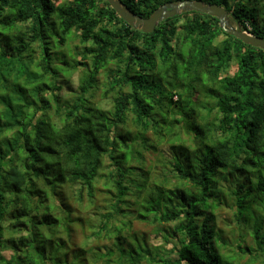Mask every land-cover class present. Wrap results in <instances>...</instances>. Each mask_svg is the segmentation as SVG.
Returning a JSON list of instances; mask_svg holds the SVG:
<instances>
[{
    "label": "trees",
    "instance_id": "1",
    "mask_svg": "<svg viewBox=\"0 0 264 264\" xmlns=\"http://www.w3.org/2000/svg\"><path fill=\"white\" fill-rule=\"evenodd\" d=\"M120 1L142 18L169 3L215 4L241 32L264 39V0ZM73 33L84 45L82 61L58 56L85 71L75 98L61 105L55 92L65 70L55 51ZM102 74L108 110L94 102ZM179 124L194 146L173 134ZM151 130L173 134L170 170L152 186L144 171V151L157 149L147 138ZM102 159L110 163L107 174ZM102 180L111 200L97 206L98 219L76 215L95 206ZM249 197L264 202L263 50L194 11L145 34L104 0H0V264H90L91 253L100 264H239L245 254L226 255L216 245V212L229 198L236 216ZM135 213L172 246L153 247L129 232ZM255 217L251 237L264 264V211ZM86 226L91 238L112 243L75 248L74 234Z\"/></svg>",
    "mask_w": 264,
    "mask_h": 264
},
{
    "label": "rangeland",
    "instance_id": "2",
    "mask_svg": "<svg viewBox=\"0 0 264 264\" xmlns=\"http://www.w3.org/2000/svg\"><path fill=\"white\" fill-rule=\"evenodd\" d=\"M56 6H60L62 4L68 3L72 0H53ZM228 22L232 28H235L239 30V26L228 16ZM240 31V30H239ZM37 45V44H36ZM84 45L81 44L80 39L78 37V34L73 33L72 36L68 38V42L63 48H59L58 51L56 50L55 54L58 56L62 53L65 57L69 59L70 62L72 60H78L82 61L80 57V52L83 50ZM35 51V49H33ZM56 55H54L56 57ZM36 59H40V54L37 53L35 56ZM57 65L59 68H64L65 72H58V85L61 86L60 91H56L55 93L60 96L61 99V105L64 104V102L72 101L75 96L77 95L76 91L78 90L79 86V79L83 76L85 68L80 66V68H77V70H73V68L66 67L63 65L62 61H60L61 57H57ZM237 66L233 65L229 72V76H233V74L236 73ZM100 80V89L96 93V98L94 99V102L97 103L99 106H102L105 109H111V99L103 98L104 89L102 87V84L105 83V75L102 74L99 76ZM49 98V96H48ZM174 101H177V98H174ZM54 107V106H53ZM50 116L53 120L56 121V114L54 108H52L50 112ZM156 118H160V114L155 115ZM131 130L132 133H136L137 129L132 125V123L129 121L128 128ZM173 134H178L179 138H181L183 141H185V144L188 146H194V142L191 136L186 135V131L183 129L182 124H179ZM172 134V135H173ZM172 135H165L157 136L152 130L147 134V138L149 139L150 144H152L157 149L148 148L146 151H144L145 159H146V165L144 168L145 172H148L149 178V185L153 184H159L163 176L168 172L167 170H170V166L165 163L166 161H172V157L170 156V153H168L170 150L171 144L169 143L170 139L173 138ZM47 144L50 143V146L53 148H58L60 143L58 141L52 140L51 138H47L46 140ZM68 152V150H66ZM65 152V153H66ZM171 152V151H170ZM64 153V154H65ZM110 163L106 160L102 159V164L100 165V171L104 172V174H107L109 172V165ZM167 169V170H166ZM70 177L69 175H66V178ZM110 189V188H109ZM108 188L104 185V180H102L100 183L97 184V200L95 206L93 207L89 203H87V196L85 194V201L87 205L90 206L89 210H86L83 215H81V212L74 210V213L79 216H83L85 219L93 218L95 221L98 219L97 217H94L97 211V206H106L107 203L111 200V195ZM147 189V188H146ZM146 189L143 190L141 193L146 191ZM65 196L68 197V203L78 210L77 205V199L73 196V193H68L67 189L64 191ZM145 196V195H144ZM134 202V200H133ZM226 203H224L220 209L216 212V223L218 228L221 230L219 237L216 238L215 242L218 247H222V252L226 255L230 256H242L243 258L240 259L239 264H261L260 259L258 258V252L256 251V247L254 244V240L251 237V228L253 226H256V217L254 219V212L257 211H264V202H261L260 205L258 203H254L253 197H249L247 200V206L241 207L237 210L236 216L234 213V210L232 209L233 203L232 201L227 198ZM134 204V203H133ZM135 207L130 206L129 210L130 212L134 211ZM238 212L241 214L239 215ZM129 220L131 221V229L129 232H132L136 234L137 236H144L146 237L147 242L150 246L153 247H159L166 245L169 249L170 246L165 244V241L156 233L154 232L155 226L149 221V220H142L138 218V213H135L134 215H129ZM237 220H241L244 223H238ZM253 220V221H249ZM123 222V220H122ZM122 222L115 223L116 226H119L120 228L123 227ZM246 224V225H245ZM264 228V225H263ZM262 235H264V229L261 230ZM66 239V238H65ZM73 243H75V248L78 247H84V248H91L95 249L99 246L103 245H110L112 241H107L105 239H98L95 237L91 238V232L88 230V227L84 230L79 229L76 234H74ZM241 248V251L238 248ZM244 252V253H243ZM98 253V251H97ZM96 254L93 253V257ZM5 256L9 257L10 253H6ZM88 259L90 260V264H100V262L94 258L92 259V253L89 254ZM230 262V261H229Z\"/></svg>",
    "mask_w": 264,
    "mask_h": 264
},
{
    "label": "water",
    "instance_id": "3",
    "mask_svg": "<svg viewBox=\"0 0 264 264\" xmlns=\"http://www.w3.org/2000/svg\"><path fill=\"white\" fill-rule=\"evenodd\" d=\"M116 12V14L130 27L141 30L145 34L155 31L157 25L167 19L174 18L187 12H198L217 18L222 30L230 36L242 41L244 44L264 51V39L254 37L247 32H241L232 28L228 22V15L223 7L215 4L207 5L199 1H183L181 3L165 4L156 10L149 18H142L131 12L120 0H104Z\"/></svg>",
    "mask_w": 264,
    "mask_h": 264
},
{
    "label": "clouds",
    "instance_id": "4",
    "mask_svg": "<svg viewBox=\"0 0 264 264\" xmlns=\"http://www.w3.org/2000/svg\"><path fill=\"white\" fill-rule=\"evenodd\" d=\"M249 34V33H248ZM251 35V34H250ZM253 36V35H252Z\"/></svg>",
    "mask_w": 264,
    "mask_h": 264
}]
</instances>
